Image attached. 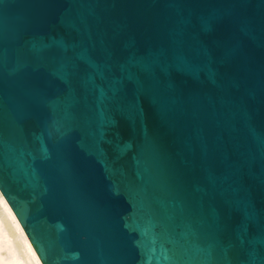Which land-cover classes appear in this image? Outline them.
Listing matches in <instances>:
<instances>
[{"label":"water","instance_id":"obj_1","mask_svg":"<svg viewBox=\"0 0 264 264\" xmlns=\"http://www.w3.org/2000/svg\"><path fill=\"white\" fill-rule=\"evenodd\" d=\"M0 193L42 264H264V0H0Z\"/></svg>","mask_w":264,"mask_h":264},{"label":"bare ground","instance_id":"obj_2","mask_svg":"<svg viewBox=\"0 0 264 264\" xmlns=\"http://www.w3.org/2000/svg\"><path fill=\"white\" fill-rule=\"evenodd\" d=\"M0 264H42L1 193Z\"/></svg>","mask_w":264,"mask_h":264}]
</instances>
